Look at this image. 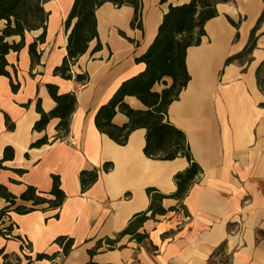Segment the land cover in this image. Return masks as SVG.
I'll return each instance as SVG.
<instances>
[{"label":"crops","instance_id":"crops-1","mask_svg":"<svg viewBox=\"0 0 264 264\" xmlns=\"http://www.w3.org/2000/svg\"><path fill=\"white\" fill-rule=\"evenodd\" d=\"M52 1L56 0L44 4L48 22L45 42L37 45L42 51L40 65L30 68L27 51V44L39 30L25 33V46L5 55L6 70L12 82L19 85L13 92L9 78L0 75V157L7 146L14 153L4 163L7 168L0 170V184L15 196L28 185L48 193L51 176L58 175L65 199L59 209L41 205L17 213L10 207L6 219L14 222L12 235L17 237L0 235V264H86L91 258L88 251L99 240L113 237L133 215L147 210V188L172 194L176 189L174 175L188 165L183 157L148 158L143 152L144 128L133 130L127 142L119 145L95 126L88 137L82 126L76 132L74 116L78 109L87 114L91 111L95 90L118 68L132 66L120 83L144 69V64L136 63L134 58L142 54L139 48L147 37L146 6L160 7L165 12L169 4L189 0H166L162 4L160 0H141L143 32L130 26L131 7L101 5L95 13L101 49L87 51L78 59L74 71L83 70L89 76V82L79 87L52 75L65 55L68 33L62 32L65 18H60L49 35L53 7L47 5ZM216 8L217 15L205 22L200 44L186 50L190 78L167 110L168 120L184 132L191 155L203 172L183 198V208L174 198L162 200L166 212L147 219L138 230L147 234L146 240L137 243L127 234L115 248L106 249L102 243L92 256L96 264H207L220 245L230 256L229 264H264V91L259 90L255 75L264 60V22L256 32L253 50L225 64L228 57L243 51L264 4L262 0H233L219 3ZM5 40L10 44L20 38ZM52 56L56 57L53 61ZM165 80L170 83L169 78ZM47 83L57 85L59 92H77V107L66 137L57 135L55 118L44 130H32L39 117L37 99L46 112L55 105L45 87ZM162 88L159 83L153 90L159 92ZM124 101L134 109H144L133 96H125ZM127 121L120 112L112 118L117 126ZM42 136L47 137L46 144L30 146ZM105 162L112 167L106 172L100 170L97 180L82 192L80 171L101 168ZM17 204L30 206V202L20 200ZM7 205L0 198V209ZM59 236L74 241L67 256L54 242ZM22 242L28 244L27 254L21 250ZM42 253L56 256L53 260L37 259ZM212 262L221 264L219 256Z\"/></svg>","mask_w":264,"mask_h":264},{"label":"trees","instance_id":"trees-1","mask_svg":"<svg viewBox=\"0 0 264 264\" xmlns=\"http://www.w3.org/2000/svg\"><path fill=\"white\" fill-rule=\"evenodd\" d=\"M49 0H0V75L9 78L10 88L16 92L18 83L14 84L9 72L6 70L5 55L10 52H19L25 46V33L40 31V33L27 44L30 59V68L40 65L42 51L37 50L38 44L45 42L48 12L44 4ZM233 0H189L178 5L169 4L163 12L162 21L157 28V33L148 48L139 57H135L136 63H143L144 69L136 75L122 81L108 101L98 108L94 116V126L101 134L107 135L119 145L127 142L129 134L137 129H145L144 154L150 159L173 160L183 157L187 160V167L177 172L174 177L175 191L166 195L156 188H147L146 194L149 205L146 211L132 216L127 226L113 237H106L97 242L94 249L88 251L90 260L86 264H96L92 256L96 250L106 245V249L117 247L116 243L124 235H130L137 243L147 239V234L139 232L143 223L156 215L166 212L161 202L164 198H174L183 208L182 200L191 185L202 174L201 167L193 159L185 134L168 120V106L178 98L180 91L189 81V74L185 65L186 50L193 45H199L201 37L205 35L204 25L207 20L217 15L219 3H229ZM263 4H264V0ZM166 0H160L164 3ZM104 3H111L116 7L123 5L133 9L130 21L131 28L143 30L142 26V2L141 0H73L67 17L62 26L67 33L65 55L60 64L52 70V75L64 80H71L76 86H84L89 82L86 71H74L78 59L87 51L97 52L101 49V43L97 32L96 10ZM264 21V11L259 16L256 24L249 33V38L243 51L237 55L228 57L225 64L249 54L256 46V32ZM18 36V42L8 43L5 39ZM91 43L93 45L91 46ZM256 81L259 90L264 91V60L256 69ZM165 78L170 79L167 83ZM161 83L163 88L158 92L153 90L155 84ZM47 92L54 102L50 111H44L37 99L35 110L39 117L32 125V130L42 131L49 121L57 119L55 129L59 137H66L70 133L71 118L77 107L76 90L59 92L58 86L52 83L45 85ZM125 96H133L141 102L144 109H134L125 101ZM120 112L128 121L122 126L112 123L114 115ZM10 128V127H9ZM48 139L42 136L31 143V147L46 144ZM14 156L13 149L7 146L0 157V170L6 169L5 161ZM112 167L110 162L103 163L101 168L82 170L79 173L81 191L87 190L98 178L99 171H108ZM22 172V170H17ZM0 198L5 199L8 205L0 209V222L10 207L17 213H27L36 207L46 205L51 209H59L65 199V193L60 187L58 175L51 176V189L48 193H41L33 186H26L24 191L15 196L0 184ZM17 200L30 202V206L17 204ZM149 213V214H148ZM57 217V213L55 214ZM7 227L6 231L10 232ZM9 234V233H8ZM0 235L8 237L7 233L0 229ZM17 236H15L16 238ZM54 242L61 247L62 254L67 256L73 247V239L66 236L57 237ZM2 254V251H0ZM56 255L39 254L37 259L53 260ZM219 256L221 264H229L230 256L226 255L223 245H220L210 256L207 264H214L213 257ZM6 258V255H3Z\"/></svg>","mask_w":264,"mask_h":264},{"label":"bare ground","instance_id":"bare-ground-1","mask_svg":"<svg viewBox=\"0 0 264 264\" xmlns=\"http://www.w3.org/2000/svg\"><path fill=\"white\" fill-rule=\"evenodd\" d=\"M73 0H56L52 1L47 7H53V15L50 21V28H49V35H52L55 28L58 25L60 18H66L68 12L71 8ZM56 3V5H55ZM148 13V20L149 24L147 26V37L145 43L139 48L138 53H144L145 50L148 48L150 43L153 41L159 24L162 21L163 10L160 7H152L147 5L145 9ZM56 57L51 58V61L55 60ZM132 70V66L130 64H125L121 68L108 76V78L95 90V99L93 102V106L91 111L87 114L84 113L82 109H78L75 116H74V128L77 132L81 126L83 127L85 134L87 137L90 136V133L93 129V120L96 111L100 107L101 104L106 103L108 99L112 96V94L116 91L119 86L120 80L128 74V72ZM61 89H64L65 86L60 83L59 84Z\"/></svg>","mask_w":264,"mask_h":264},{"label":"rangeland","instance_id":"rangeland-1","mask_svg":"<svg viewBox=\"0 0 264 264\" xmlns=\"http://www.w3.org/2000/svg\"><path fill=\"white\" fill-rule=\"evenodd\" d=\"M263 22H264V21H263ZM263 22L261 23L260 26H262ZM62 32H64L63 27H62ZM142 32H143V30H142ZM49 43H50V40H49ZM6 215H7V213H6ZM8 215H9V213H8ZM11 222H12V223H11ZM3 223H5L4 226H2ZM7 227H10V228H11L10 232L6 231ZM14 228H15V224H14L13 221L5 220V222L0 223V229H1L2 231H4L5 233H7V236H8L7 239L15 237L14 235H12V231H13ZM8 233H9V234H8ZM22 243H23V242H22ZM25 243H26V242H25ZM26 245H27V249H28V251H29L28 244L26 243ZM21 250H22V252L25 253V254L28 253V251H25V252L23 251V249H22V245H21Z\"/></svg>","mask_w":264,"mask_h":264},{"label":"built area","instance_id":"built-area-1","mask_svg":"<svg viewBox=\"0 0 264 264\" xmlns=\"http://www.w3.org/2000/svg\"><path fill=\"white\" fill-rule=\"evenodd\" d=\"M7 217H6V215L4 216V219H6ZM6 220H8V221H11L10 219H6ZM12 223V222H11ZM22 249H23V251L25 252V251H28V249H27V245H26V243L25 242H23L22 243Z\"/></svg>","mask_w":264,"mask_h":264}]
</instances>
